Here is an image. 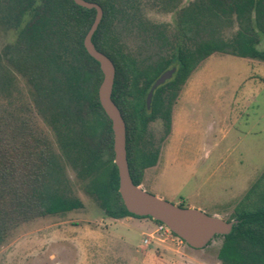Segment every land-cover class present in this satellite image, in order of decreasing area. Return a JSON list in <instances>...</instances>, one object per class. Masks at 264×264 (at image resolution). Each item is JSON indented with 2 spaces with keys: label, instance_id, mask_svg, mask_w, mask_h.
I'll return each instance as SVG.
<instances>
[{
  "label": "trees",
  "instance_id": "1",
  "mask_svg": "<svg viewBox=\"0 0 264 264\" xmlns=\"http://www.w3.org/2000/svg\"><path fill=\"white\" fill-rule=\"evenodd\" d=\"M85 1L102 9L91 42L114 65L111 99L125 123L130 178L140 186L157 160L143 146L145 129L160 115L169 132L173 105L199 64L214 54L264 62V0H193L180 9L179 0H159L165 12L179 9L175 30L169 49L143 66L113 34L127 0ZM95 13L73 0H0V30L15 34L0 51V94L14 99L17 78L27 88V97L17 106L10 99V111L0 115V246L22 223L81 207L71 196L67 168L106 218L161 225L129 213L118 193L111 122L98 100L102 74L83 46ZM172 68V77L154 90L147 108L151 86ZM37 119L50 128L55 145ZM231 220L237 222L231 232L214 237H222L218 261L264 264V170Z\"/></svg>",
  "mask_w": 264,
  "mask_h": 264
},
{
  "label": "rangeland",
  "instance_id": "2",
  "mask_svg": "<svg viewBox=\"0 0 264 264\" xmlns=\"http://www.w3.org/2000/svg\"><path fill=\"white\" fill-rule=\"evenodd\" d=\"M192 1L179 0V9ZM159 3L127 0L113 29L140 66L164 54L172 41L179 9L165 12ZM14 38L0 30V51ZM16 82L19 92L10 98L15 106L27 97L25 83ZM10 99L0 94V115L10 111ZM37 126L54 143L42 120ZM143 146L157 160L145 170L142 190L232 221L235 206L264 170V62L223 54L205 59L178 94L169 132L157 116L145 129ZM66 175L81 207L22 223L0 246V264H221L222 237L195 250L171 232L142 228L133 222L137 218H106L74 172L67 168Z\"/></svg>",
  "mask_w": 264,
  "mask_h": 264
},
{
  "label": "water",
  "instance_id": "3",
  "mask_svg": "<svg viewBox=\"0 0 264 264\" xmlns=\"http://www.w3.org/2000/svg\"><path fill=\"white\" fill-rule=\"evenodd\" d=\"M75 4L85 9H94L95 18L83 40V46L90 57L98 64L102 81L98 88V100L101 108L111 122L113 135V153L118 172V193L125 209L138 217H150L163 224L171 233L192 249L200 250L208 246L215 236H224L231 232L237 223L235 220L225 221L217 215L192 208H181L165 200L153 196L133 184L126 159L125 123L118 107L111 99L115 69L112 61L103 53L97 51L91 42V37L102 18L99 5L85 0H73ZM175 69L165 71L151 86L146 96V107H150L154 90L169 80Z\"/></svg>",
  "mask_w": 264,
  "mask_h": 264
},
{
  "label": "crops",
  "instance_id": "4",
  "mask_svg": "<svg viewBox=\"0 0 264 264\" xmlns=\"http://www.w3.org/2000/svg\"><path fill=\"white\" fill-rule=\"evenodd\" d=\"M126 218H128V217H126ZM120 220H122V219H120ZM115 221H117V220H115ZM133 222L137 223L142 228L151 227V225H153L154 228H156V224L154 222H152L151 220H148V219H136Z\"/></svg>",
  "mask_w": 264,
  "mask_h": 264
},
{
  "label": "built area",
  "instance_id": "5",
  "mask_svg": "<svg viewBox=\"0 0 264 264\" xmlns=\"http://www.w3.org/2000/svg\"><path fill=\"white\" fill-rule=\"evenodd\" d=\"M166 231L170 233V231L163 224L156 225L155 232L163 233V232H166Z\"/></svg>",
  "mask_w": 264,
  "mask_h": 264
}]
</instances>
